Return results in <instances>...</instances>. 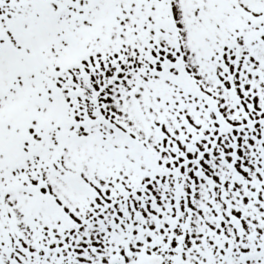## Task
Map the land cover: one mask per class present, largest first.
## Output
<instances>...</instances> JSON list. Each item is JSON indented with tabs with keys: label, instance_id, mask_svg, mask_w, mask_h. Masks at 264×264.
Wrapping results in <instances>:
<instances>
[{
	"label": "snow or ice",
	"instance_id": "obj_1",
	"mask_svg": "<svg viewBox=\"0 0 264 264\" xmlns=\"http://www.w3.org/2000/svg\"><path fill=\"white\" fill-rule=\"evenodd\" d=\"M0 264H264V0H0Z\"/></svg>",
	"mask_w": 264,
	"mask_h": 264
}]
</instances>
